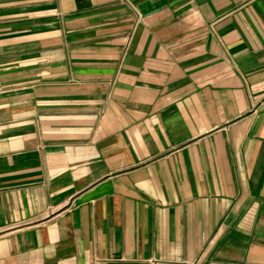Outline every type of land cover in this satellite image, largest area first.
<instances>
[{"label":"crops","instance_id":"0c3cea01","mask_svg":"<svg viewBox=\"0 0 264 264\" xmlns=\"http://www.w3.org/2000/svg\"><path fill=\"white\" fill-rule=\"evenodd\" d=\"M0 264H264V0H0Z\"/></svg>","mask_w":264,"mask_h":264}]
</instances>
